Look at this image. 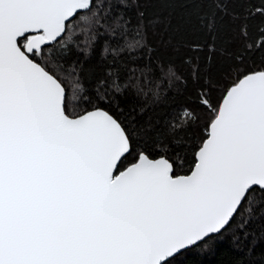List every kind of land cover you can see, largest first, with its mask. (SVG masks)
Wrapping results in <instances>:
<instances>
[{"label": "snow or ice", "instance_id": "snow-or-ice-1", "mask_svg": "<svg viewBox=\"0 0 264 264\" xmlns=\"http://www.w3.org/2000/svg\"><path fill=\"white\" fill-rule=\"evenodd\" d=\"M161 2L179 11L148 23L190 53L207 116L193 137L199 117L187 107L183 124L130 130L110 110L115 81L90 109L72 108L54 48L104 26L108 0H0V264H195L190 255L212 250L238 215L243 229L264 209V56L249 60L264 49V27L258 40L250 31L264 0ZM202 56L230 62L222 85L201 75ZM148 67L139 91L183 76L171 63Z\"/></svg>", "mask_w": 264, "mask_h": 264}, {"label": "trees", "instance_id": "trees-1", "mask_svg": "<svg viewBox=\"0 0 264 264\" xmlns=\"http://www.w3.org/2000/svg\"><path fill=\"white\" fill-rule=\"evenodd\" d=\"M108 2L115 6L106 13L107 20L102 21L104 26H96L88 35L77 28L70 38L65 35L62 48H54L62 66L58 75L74 100L72 108L76 111L90 109L88 101L96 103L105 92L111 94L115 81L122 85V91L118 96L119 106L113 103L110 110L117 114L130 130L149 124L156 128L168 129L174 121L183 124L184 121L180 118L187 107L189 114L195 110V116L199 117L187 130V134L190 137L198 135L207 116L204 110L197 106L193 77L184 63L190 53L185 47H177L182 42L174 38L172 31L165 30L162 25L154 26L148 23L157 17L167 16L170 11H179V8L166 5L161 0H140L139 7L136 6L137 0ZM251 2L260 4V0ZM94 3H99V0H94ZM141 11L144 13L143 22L139 16ZM142 23H148L146 31ZM261 27H264V23L260 17L251 21L250 31L253 39L258 40ZM137 31L141 33L137 37L140 45L137 48L129 47V42L136 37ZM262 56L264 49L254 50L249 60L259 63ZM149 60L152 67L157 69L161 62L165 65L171 63L179 68L183 76L178 81L169 82L163 79L154 81L150 86L145 83L143 91H139L137 84L140 82L141 70L146 75L150 73ZM201 62V75L205 79L210 75L216 85H222L230 62L216 57L211 65L206 66L207 61L203 56ZM218 95L217 88L213 98ZM104 106L109 107L106 100ZM178 135L182 138L184 132ZM131 160L132 157H128L125 165ZM256 211L257 217L243 229L240 227L242 217L238 215L222 238L217 239L212 250L201 254L193 253L190 259L195 264H264V217L260 216L264 209ZM245 232L249 233L246 238Z\"/></svg>", "mask_w": 264, "mask_h": 264}]
</instances>
